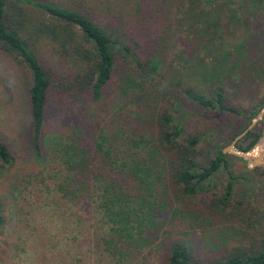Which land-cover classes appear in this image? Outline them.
<instances>
[{
  "label": "rangeland",
  "instance_id": "374dc122",
  "mask_svg": "<svg viewBox=\"0 0 264 264\" xmlns=\"http://www.w3.org/2000/svg\"><path fill=\"white\" fill-rule=\"evenodd\" d=\"M159 1L157 10L161 20L155 19L147 25L146 32L137 30L135 22L115 26L112 32L127 42L139 59L148 50L150 54H157L156 60L160 62L149 81L160 88H191L207 95L213 88H219L228 105L242 110L261 109L264 106L259 107L264 96V37L259 32L264 31V3L230 0L231 5H223L225 44L221 45L217 41L206 43L209 36H203L199 24H187L186 14L179 9L181 0ZM55 2L70 4L69 0ZM71 5L78 9L74 3ZM23 7L39 15L34 8ZM226 27L233 28L234 34L230 35ZM147 33L153 36L152 40L147 41ZM39 51L43 63L56 65L57 60L48 47L43 46ZM122 60L127 59L115 56L112 79L103 88L99 100L49 96L39 152L35 153L26 95L28 73L0 52V140L7 143L14 158L9 168L0 171V205L4 218L0 230V264H163L160 255L164 238L173 233L188 243L192 257L198 260L219 255L225 247L233 245L264 247V166L251 167L248 159L264 147V116L250 128L257 129L258 136L247 151L232 147L224 152L235 175L231 180L232 198L253 209L252 227H245L238 219L225 221L221 216L203 211L181 210L165 181L166 164L162 165L161 156L153 152L148 130L141 126L132 130V124L128 123L132 118H147V115L137 113L135 107L122 106L117 96L115 88L121 67L128 69L132 65ZM57 66L64 68L61 64ZM180 110L184 118L181 138L197 136V161L202 164L212 158L214 150L226 146L218 138L239 130L248 115L247 112L237 115L210 111L186 98H181ZM72 128L80 133L89 128L90 132L101 131L112 136L125 149L119 154L122 160L127 161L134 153L148 165V179L152 184L144 193L145 199L155 206L156 221L150 229L156 230L157 235L152 238L150 234V241H134L130 248H120L123 257L115 248L108 251L109 246L105 245L107 225L96 202L92 200L90 208H82L80 197L68 199L57 187L65 167L54 152L56 145L52 142L70 135ZM133 139L138 141L131 146ZM226 181V174L216 171L210 181V191L220 195Z\"/></svg>",
  "mask_w": 264,
  "mask_h": 264
},
{
  "label": "trees",
  "instance_id": "16d2710c",
  "mask_svg": "<svg viewBox=\"0 0 264 264\" xmlns=\"http://www.w3.org/2000/svg\"><path fill=\"white\" fill-rule=\"evenodd\" d=\"M69 1L65 6L55 0H0V52L28 73L26 95L35 153L39 152L49 96L99 100L103 88L112 79L115 56L119 55L127 59L122 61H130L132 65L128 69L121 65L115 88L117 96L122 106L135 107L137 113L147 115V118H132L128 123L132 124V130L140 126L148 130L153 152L161 156L162 165L166 164L165 181L181 210L203 211L221 216L225 221L238 219L245 227H252L253 209L232 198L231 180L235 175L222 147L214 150L212 158L202 164L197 161V136L181 138L184 118L180 115V101L186 98L219 113L243 115L247 112L246 121L239 130L218 138L224 145L246 127L258 109L242 110L228 105L219 88H213L207 95L191 88H160L150 82L160 62L156 60L157 54H150L148 50L146 56L139 59L133 48L112 32L115 26H125L127 22H135L137 30L141 28L146 32L147 25L159 19V0ZM251 2L260 5L264 0ZM72 3L78 9L72 7ZM180 4L187 24H199L203 36H209L206 43L225 44L221 12L225 10L223 5H231L230 0H181ZM24 5L39 11V15L26 11ZM226 30L234 34L233 28L226 27ZM148 33L147 41L153 39ZM259 35L264 37V31ZM43 46L48 47L57 60L55 66L41 61L38 53ZM58 64L64 68H59ZM263 105L264 96L259 107ZM257 136V129L252 128L236 140L233 147L245 152ZM136 141L138 139H133L131 146ZM53 143L56 145L54 152L65 167L57 185L59 191L68 199L80 197L82 208H90L92 200L96 202L107 225L105 245L109 246L108 251L115 248L123 257L120 248H130L134 241H150V234L156 237L157 231L150 229L156 221L155 206L145 199L144 193L152 183L148 179V165L142 163L140 156L132 153L127 161L122 160L119 154L125 149L116 138L101 131L90 132L89 128L83 133L72 128L70 135ZM13 160L7 143L0 140V171L9 168ZM218 170L227 176L220 195L210 191V181ZM3 223L0 205V230ZM164 240L160 255L163 264H264V247L255 249L252 244L225 247L219 255L198 260L192 257L191 247L178 234H169Z\"/></svg>",
  "mask_w": 264,
  "mask_h": 264
},
{
  "label": "water",
  "instance_id": "95a60500",
  "mask_svg": "<svg viewBox=\"0 0 264 264\" xmlns=\"http://www.w3.org/2000/svg\"><path fill=\"white\" fill-rule=\"evenodd\" d=\"M263 114H264V106L256 112V114L251 118L249 124L240 133L235 135L225 147L222 148V152L224 153L228 148H232L236 140H238L242 135H244L251 128L254 122ZM232 153L238 154L234 151H232ZM244 157L247 158V156L245 155ZM248 159L251 167L258 165L264 166V147L255 156H250L248 157Z\"/></svg>",
  "mask_w": 264,
  "mask_h": 264
}]
</instances>
